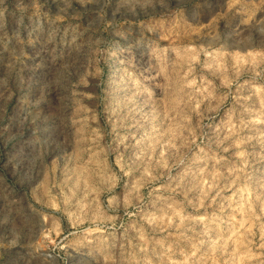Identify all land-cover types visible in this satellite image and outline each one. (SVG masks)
Returning <instances> with one entry per match:
<instances>
[{"label":"rangeland","instance_id":"obj_1","mask_svg":"<svg viewBox=\"0 0 264 264\" xmlns=\"http://www.w3.org/2000/svg\"><path fill=\"white\" fill-rule=\"evenodd\" d=\"M0 264H264V0H0Z\"/></svg>","mask_w":264,"mask_h":264}]
</instances>
